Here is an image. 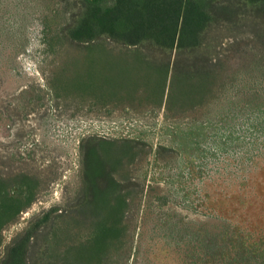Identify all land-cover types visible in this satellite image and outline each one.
Returning a JSON list of instances; mask_svg holds the SVG:
<instances>
[{
	"label": "rangeland",
	"instance_id": "374dc122",
	"mask_svg": "<svg viewBox=\"0 0 264 264\" xmlns=\"http://www.w3.org/2000/svg\"><path fill=\"white\" fill-rule=\"evenodd\" d=\"M68 10L61 0H0V174L37 181L29 207L0 230V259L35 216L51 207L64 215L74 211L83 186L80 145L89 136L139 142L124 168L133 183L124 245L110 249L109 264H191L189 254L164 247L165 237L181 222L208 227L211 216L264 241V139L256 124L264 109V40L249 30L224 39V85L217 82L212 98L194 112L167 115L164 103L140 91L130 101L102 86L80 89L91 80L86 56L56 38ZM185 118L210 119L212 132L230 136L200 168L155 152L168 143L163 126ZM181 171L184 184L166 183ZM81 220L74 214L59 222L58 250L85 240Z\"/></svg>",
	"mask_w": 264,
	"mask_h": 264
},
{
	"label": "trees",
	"instance_id": "16d2710c",
	"mask_svg": "<svg viewBox=\"0 0 264 264\" xmlns=\"http://www.w3.org/2000/svg\"><path fill=\"white\" fill-rule=\"evenodd\" d=\"M61 1L69 5L68 20L56 38L84 52L91 73L80 89L93 92L102 86L116 97H131L130 101L140 91L152 103H164L167 115L194 112L212 98L217 82L224 85L219 57L224 39L249 30L264 40V0ZM260 111L256 124L264 139V109ZM161 130L168 143L158 145L155 152L174 155L181 167L198 163L200 168L230 138L225 132L219 136L212 132L210 119L185 118ZM211 137H216L213 146ZM137 144L129 138L84 139L83 186L72 216L57 213V207L35 216L6 247L0 264H109L110 249L124 245V216L133 185L124 168L125 162L133 161ZM253 160V155L247 156L249 163ZM184 174L169 175L166 183L184 184ZM36 187L31 176L0 174V230L29 207ZM74 214L82 218L87 237L58 250V224L64 218L73 220ZM172 226L163 245L189 254L191 264H264V241L254 240L227 220L211 216L208 227L202 222Z\"/></svg>",
	"mask_w": 264,
	"mask_h": 264
}]
</instances>
